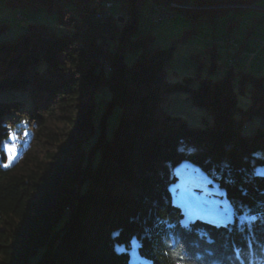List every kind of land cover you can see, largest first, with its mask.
Wrapping results in <instances>:
<instances>
[{"label":"trees","instance_id":"16d2710c","mask_svg":"<svg viewBox=\"0 0 264 264\" xmlns=\"http://www.w3.org/2000/svg\"><path fill=\"white\" fill-rule=\"evenodd\" d=\"M108 1L123 22L96 18ZM170 2L0 0L1 17L44 11L60 31L30 24L0 40L3 160L15 125L33 124L20 157L0 163V264H129L135 248L153 264H264V73L231 63L213 78L214 58L207 77L172 79L176 44L133 38L143 9L164 4L165 19L177 9L239 8ZM9 25L1 22L0 32ZM250 34L226 39L242 51ZM102 87L111 97L96 118L87 97ZM181 95L203 111L200 122L173 110ZM198 172L223 192L233 220H186L173 186Z\"/></svg>","mask_w":264,"mask_h":264},{"label":"rangeland","instance_id":"374dc122","mask_svg":"<svg viewBox=\"0 0 264 264\" xmlns=\"http://www.w3.org/2000/svg\"><path fill=\"white\" fill-rule=\"evenodd\" d=\"M219 1L223 2L224 0ZM234 1L238 0H230L229 3L197 5L194 0H187V2L175 0V2H180L182 5L190 3L197 9L218 8L219 5L239 9H221L216 13L213 11H191L188 15L177 9L173 17L165 18L156 25H152L151 19L148 17L150 10L144 8L140 17V33L133 38H137L141 34L144 37L151 34L156 45L168 46L175 43L174 57L168 65L169 76L175 80L187 76L207 77L210 74L209 66L214 58L218 68L211 74L213 78L224 75L231 63H233L235 69L250 67L256 73H260L258 69L264 73V45L256 40V37H260L264 33V0H242L249 3H235ZM171 2H174V0H171ZM207 2L203 1V4ZM212 5L215 7H210ZM22 15L19 18L15 11H10L5 14V17L0 16V23L7 22L10 24L7 31L0 32V40L14 39L18 34L28 31L30 24H46L55 33L60 32L56 23V15H50L44 11L30 12L26 10L22 11ZM249 32L251 33L250 40L246 42L242 51L239 48H234L232 43H229L226 39L227 36L240 35L242 38H238L237 43H241ZM250 46L255 49V55L242 60L243 54ZM138 56L139 50L126 53L127 61L130 63ZM201 60H205V63L201 64L202 68L198 71ZM2 97L0 95V98ZM110 97L111 92L108 87L93 90L88 94L87 98L93 100L96 104V118L105 109V104ZM173 110L186 116L192 123L200 122L203 114L199 107L184 98L183 95L175 100ZM32 131L33 124L28 121L22 120L15 125L9 139L1 147L6 154L3 160V153L0 151V163L3 166L12 165L20 157L28 147ZM259 173L264 174V167L259 168ZM198 174L185 173L179 184L173 186L174 202L181 206L186 220L198 217L216 222L233 220L232 206L223 192L217 186L210 185L208 178L202 172H198ZM243 218H241V221L244 220ZM129 264L153 263L140 256L135 248Z\"/></svg>","mask_w":264,"mask_h":264},{"label":"built area","instance_id":"2783aa9c","mask_svg":"<svg viewBox=\"0 0 264 264\" xmlns=\"http://www.w3.org/2000/svg\"><path fill=\"white\" fill-rule=\"evenodd\" d=\"M112 8H113V3L106 2L104 5L103 12L104 14H107L109 16H113L115 19L119 20V18L123 15H113L112 14ZM165 16H169L167 12H164L163 10H156V16H149L152 23H157L158 19H163ZM261 43H264V40H259Z\"/></svg>","mask_w":264,"mask_h":264},{"label":"bare ground","instance_id":"6f19581e","mask_svg":"<svg viewBox=\"0 0 264 264\" xmlns=\"http://www.w3.org/2000/svg\"><path fill=\"white\" fill-rule=\"evenodd\" d=\"M156 1V0H155ZM153 2V1H152ZM109 3H112L111 1H109ZM156 10H163L164 12H167L169 15H171L170 11L168 10V7H166V5L164 4H160V3H156L153 6L151 5L150 7V16H156ZM109 15L104 14L103 13H97L96 18L98 20H102L103 18L108 17ZM164 19V18H163ZM163 19H158L157 23ZM260 40H264V33H263V37L260 38Z\"/></svg>","mask_w":264,"mask_h":264},{"label":"crops","instance_id":"0c3cea01","mask_svg":"<svg viewBox=\"0 0 264 264\" xmlns=\"http://www.w3.org/2000/svg\"><path fill=\"white\" fill-rule=\"evenodd\" d=\"M254 50H255V49H253V46H250V47L248 48V50L246 51L245 55H247V57H248V56L255 55V51H254Z\"/></svg>","mask_w":264,"mask_h":264},{"label":"water","instance_id":"95a60500","mask_svg":"<svg viewBox=\"0 0 264 264\" xmlns=\"http://www.w3.org/2000/svg\"><path fill=\"white\" fill-rule=\"evenodd\" d=\"M125 19H124V17L123 16H121L120 18H119V22H123Z\"/></svg>","mask_w":264,"mask_h":264}]
</instances>
